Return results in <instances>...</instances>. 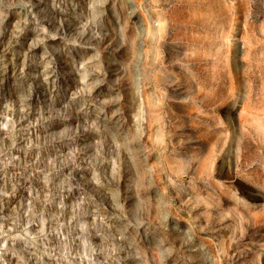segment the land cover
I'll return each mask as SVG.
<instances>
[{
  "label": "rangeland",
  "instance_id": "obj_1",
  "mask_svg": "<svg viewBox=\"0 0 264 264\" xmlns=\"http://www.w3.org/2000/svg\"><path fill=\"white\" fill-rule=\"evenodd\" d=\"M0 264H264V0H0Z\"/></svg>",
  "mask_w": 264,
  "mask_h": 264
},
{
  "label": "bare ground",
  "instance_id": "obj_2",
  "mask_svg": "<svg viewBox=\"0 0 264 264\" xmlns=\"http://www.w3.org/2000/svg\"><path fill=\"white\" fill-rule=\"evenodd\" d=\"M160 30H162L161 27H159V32H161ZM176 30H177V29H176ZM176 30H175V31H176ZM168 75H169V74H168ZM173 75H174V74H173ZM171 76H172V74H171ZM199 142H200V141H199ZM199 142H197V143H199Z\"/></svg>",
  "mask_w": 264,
  "mask_h": 264
}]
</instances>
